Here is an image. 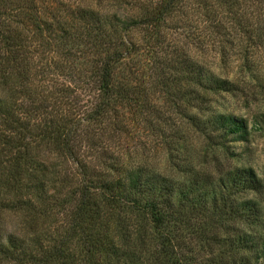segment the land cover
Here are the masks:
<instances>
[{
	"label": "trees",
	"instance_id": "1",
	"mask_svg": "<svg viewBox=\"0 0 264 264\" xmlns=\"http://www.w3.org/2000/svg\"><path fill=\"white\" fill-rule=\"evenodd\" d=\"M85 2L0 0V195L37 240L15 257L18 241L8 238L0 255L19 264H192L188 254L201 251L207 264H264V235L252 231L262 208L247 197L264 190L255 170L198 166L189 131L165 118L172 109L207 147L248 139L246 120L209 109L211 95L235 87L208 78L193 49L238 47L248 60L264 47V0H112L124 15L112 22ZM253 129L264 131V114ZM144 135L162 137L180 182L150 164L158 149ZM229 216L221 239L213 226ZM112 225L125 232L121 242Z\"/></svg>",
	"mask_w": 264,
	"mask_h": 264
},
{
	"label": "rangeland",
	"instance_id": "2",
	"mask_svg": "<svg viewBox=\"0 0 264 264\" xmlns=\"http://www.w3.org/2000/svg\"><path fill=\"white\" fill-rule=\"evenodd\" d=\"M108 1L112 0H106L105 3L100 4L97 0H86L82 5L85 8H91L110 22L123 18V11L121 12L118 9L119 5H116V2L111 3ZM128 37L135 43L139 42L140 44L143 38V33H140V31H133ZM178 45L182 46L181 42H179ZM260 48L261 49H257L248 60L241 56L238 47H227L225 53H221L212 48L198 47L197 49H193V54L199 59L200 63L205 66L204 71L208 78L212 77V79L228 80L233 83V86L235 87V92L211 95L208 101L209 109L213 112L231 114L246 120L250 132L248 139L242 142L228 143V151L221 147H207L208 144L206 145L203 139H198L196 135H193L192 131L188 130L187 124L177 117L172 109H170L169 112L168 110H165V118L168 120L169 117H172V120L177 122L180 127L185 131H189L190 134L188 135L187 142L190 145V152L193 155V159L198 162V166L203 165H200L199 163L201 160H208L210 165L204 166L205 168H211L213 174H215V166L226 170L249 167L255 170L258 178L264 185V131L253 129L257 116L264 114V47ZM153 100L158 110L165 106V104L163 105L164 101L162 99L154 97ZM161 138L162 137L159 138L158 136H148L146 140V136L144 135L143 139H141V141L146 140V143L150 146L155 145L158 149L153 155H150V164L155 165L157 171L168 176L172 182H180L181 175L178 176L177 171L174 170L176 163L169 161L170 154H168L163 146L165 142L162 141ZM174 153H176V151H174ZM177 154V156H179V162L184 164V158L186 155H184V153ZM45 156L48 160L54 161L50 155L46 154ZM195 168L199 170V167ZM247 197L256 198L260 203L262 208V221L260 225L254 227L252 231L258 235H264V190L258 195L251 193L247 194ZM11 200V196L5 197L0 195V250L1 246H8V238L15 237L18 241V245L14 250L10 249L13 250L9 251L10 255L15 252V257H22L23 254L27 252V242L31 240V237L34 241H37L34 237V235L36 236V233L31 235L35 229L31 227L25 228L22 219L9 210ZM60 219L62 220L63 216H61ZM192 219V224L198 227L199 222H202L204 217L202 218L201 216L196 215V217ZM229 220L230 216L226 221L222 220V223L220 222L221 224L219 223L218 225L213 226V233L217 234L221 239L230 234L234 223ZM42 229L45 230V227H42ZM114 230L115 233L113 236L116 238V242H121V235L125 234V232L123 230L119 232L118 228L112 225V231ZM190 232L195 235L193 228H191ZM191 234L189 233L183 237L186 247H192L193 244H196L194 240L195 236ZM199 245L201 246V243H198V246ZM200 252L201 251H196V253L192 252L191 254H188L189 260H191L192 264H207L203 252ZM216 257L217 256L214 258ZM0 264L19 263H15L12 260L9 262L0 255Z\"/></svg>",
	"mask_w": 264,
	"mask_h": 264
}]
</instances>
